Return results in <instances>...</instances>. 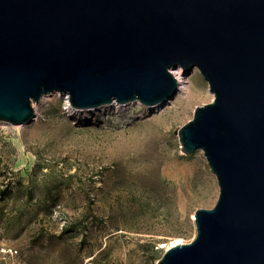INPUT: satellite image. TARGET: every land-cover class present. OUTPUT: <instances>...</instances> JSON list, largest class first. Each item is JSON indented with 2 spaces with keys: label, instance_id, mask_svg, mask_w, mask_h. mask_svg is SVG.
<instances>
[{
  "label": "water",
  "instance_id": "95a60500",
  "mask_svg": "<svg viewBox=\"0 0 264 264\" xmlns=\"http://www.w3.org/2000/svg\"><path fill=\"white\" fill-rule=\"evenodd\" d=\"M179 68L213 95L176 133L219 194L156 264H264V0H0V123H32L55 93L74 110H152Z\"/></svg>",
  "mask_w": 264,
  "mask_h": 264
},
{
  "label": "rangeland",
  "instance_id": "374dc122",
  "mask_svg": "<svg viewBox=\"0 0 264 264\" xmlns=\"http://www.w3.org/2000/svg\"><path fill=\"white\" fill-rule=\"evenodd\" d=\"M183 78L188 93L153 110L79 111L55 93L32 123H0V264H156L195 238L219 187L176 132L213 95L198 69Z\"/></svg>",
  "mask_w": 264,
  "mask_h": 264
},
{
  "label": "bare ground",
  "instance_id": "6f19581e",
  "mask_svg": "<svg viewBox=\"0 0 264 264\" xmlns=\"http://www.w3.org/2000/svg\"><path fill=\"white\" fill-rule=\"evenodd\" d=\"M170 74H171V76L176 80V82H177V84H178V92L177 93H179V94H187L188 93V90H187V87H186V84H187V81H185V79L183 78V75H184V71L182 70V69H177V71H170ZM196 96V98H201V99H203V100H206L207 98L205 97V96H203L202 94H196L195 95ZM167 104V103H166ZM32 107H33V104H32ZM162 107V106H161ZM108 109V108H114V109H120L121 108V106H119V105H117V104H115V103H113L112 105H109V106H103V107H99V108H97V109H93V110H83V111H85V112H91V111H98V110H101V109ZM156 108H158V106L157 107H155L154 109H156ZM148 110H150V109H148ZM153 110V109H152ZM79 111H81V110H79ZM179 242H177V241H174V242H172L170 245H169V247H171V246H174V245H176V244H178Z\"/></svg>",
  "mask_w": 264,
  "mask_h": 264
}]
</instances>
